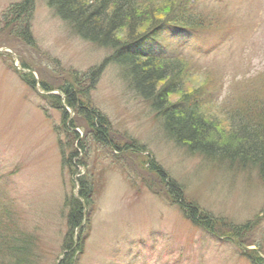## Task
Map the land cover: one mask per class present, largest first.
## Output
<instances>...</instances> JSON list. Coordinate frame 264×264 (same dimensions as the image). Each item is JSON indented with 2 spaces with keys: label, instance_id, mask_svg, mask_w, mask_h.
<instances>
[{
  "label": "rangeland",
  "instance_id": "rangeland-1",
  "mask_svg": "<svg viewBox=\"0 0 264 264\" xmlns=\"http://www.w3.org/2000/svg\"><path fill=\"white\" fill-rule=\"evenodd\" d=\"M155 1L160 12L155 20L174 23L178 0L138 4L148 7ZM20 2L0 0V23L2 13ZM33 4V47L22 45L0 25V204L8 207V216L29 238L35 264H58L63 258L64 200L76 194L77 180L85 172L94 186V210L78 264H249L233 233L253 225L242 240L261 237L264 246V183L249 170L231 172L188 155L166 137L161 119L121 79L118 67L106 62L111 56L107 50L77 38L46 0ZM194 7L218 30L189 39L199 40L198 48L191 45L193 53L201 51L209 58L183 83L182 93H213L215 107L206 113L216 115L215 124L227 128V118L215 111L220 106L247 94V99L256 94L264 101V0H210ZM218 8L225 11L219 19L213 14ZM117 33L120 40L126 35L123 29ZM101 64L102 73L82 101L106 120L108 141L119 151L110 156L79 154L87 167L77 168L72 177L61 166L60 116L41 98L39 84L55 93ZM26 74L38 83L33 90L21 81ZM180 98L179 94L170 100ZM66 111L74 119L75 113ZM77 124L82 125L77 130L81 138L84 126ZM151 162L178 186L181 203H196L200 216L218 223L210 233L221 238L205 235L189 223L178 198L149 171ZM252 250L247 248V253Z\"/></svg>",
  "mask_w": 264,
  "mask_h": 264
},
{
  "label": "trees",
  "instance_id": "trees-1",
  "mask_svg": "<svg viewBox=\"0 0 264 264\" xmlns=\"http://www.w3.org/2000/svg\"><path fill=\"white\" fill-rule=\"evenodd\" d=\"M139 1L46 0V3L61 22L71 26L77 38L110 53L106 62L118 67L121 79L148 104L155 117L161 119V128L169 140L183 147L190 156L205 158L231 172L249 170L264 183V101L259 100L256 94H251L255 96L247 99V94L241 101L228 103V106L223 104L215 110L227 118L228 127L222 128L218 123L215 124V119L218 118L216 115L206 113L209 107H215L213 93L209 95L202 90L190 95L182 93L183 83L189 80L193 71L202 68V62L209 58L208 54L201 51L193 53L191 45L199 40L189 39L198 33L207 34L218 30L194 11L197 9L194 7L196 2L201 1L178 0L175 3L178 10L174 23L155 20L160 14L155 8L156 1L148 3V7H144L145 4L139 6ZM207 1L209 0H202ZM33 2L34 0H23L1 15V27L6 28L11 37L17 38L27 47L34 46L30 26ZM213 11L217 19L225 13L220 8ZM122 29L126 35L120 40L117 32ZM143 29L144 33L141 34ZM196 48L198 46L193 49ZM190 66L195 67L191 70ZM104 67L105 64H101L100 67L80 75V80L63 84L57 91L61 96L49 94L53 90L39 84L46 94L41 98L50 102L51 108L60 116V133H57L64 137V141L57 142L61 166L72 177L77 173V168L87 167L79 160V154L90 157L95 153H109L110 156L119 151L108 141L110 131L106 120L82 101L92 91ZM21 81L32 90L37 85L30 74L21 77ZM179 94V101L172 103L171 97ZM66 109L75 113L74 119L70 118ZM79 121L84 126L81 138L76 131L81 125L77 124ZM149 165V171L178 198L182 214L189 223L202 230L205 235L220 237L210 233L211 226L215 227L218 223L207 219V216H200L196 203H181L178 186L167 180L165 172L152 162ZM77 186L76 194L66 196L64 200L67 231L62 246L63 258L58 264H78L84 254L83 239L94 210L91 176L85 172L83 177L78 178ZM10 213L12 212L8 207L0 204V264H35L29 238L19 232L13 216H8ZM252 226L246 225L233 233L239 239L236 244L242 249L241 257L249 264H264V246L260 243L262 238H254L251 242L242 240L241 237ZM251 246L254 250L247 253V248Z\"/></svg>",
  "mask_w": 264,
  "mask_h": 264
}]
</instances>
